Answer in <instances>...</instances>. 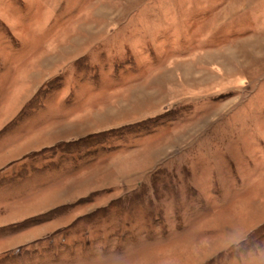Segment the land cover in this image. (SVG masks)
<instances>
[{"label":"rangeland","instance_id":"374dc122","mask_svg":"<svg viewBox=\"0 0 264 264\" xmlns=\"http://www.w3.org/2000/svg\"><path fill=\"white\" fill-rule=\"evenodd\" d=\"M0 264H264V0H0Z\"/></svg>","mask_w":264,"mask_h":264}]
</instances>
